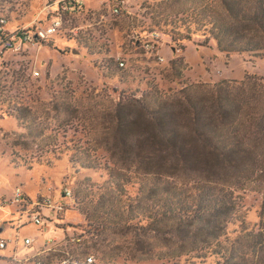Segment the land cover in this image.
I'll list each match as a JSON object with an SVG mask.
<instances>
[{"label":"trees","instance_id":"obj_1","mask_svg":"<svg viewBox=\"0 0 264 264\" xmlns=\"http://www.w3.org/2000/svg\"><path fill=\"white\" fill-rule=\"evenodd\" d=\"M56 1L34 28L83 10L82 0ZM5 3L1 0L0 7ZM16 3L8 2L7 7ZM156 4L158 24L166 27L171 40L202 38V45L213 40L222 54L264 56V0H160ZM1 19L7 28L11 20L2 8ZM84 47L89 50L88 45ZM7 53L0 55V65ZM177 65V60L171 62L173 81L182 76ZM124 98L129 110L116 107L103 137L92 133L95 146H105L109 163L102 165L96 148L76 145L75 151L70 149L75 152L71 162L87 170L103 167L108 175L101 185L79 186L76 195L86 225L78 240L87 248L99 249L92 243L94 237L109 231L130 233L132 250L149 252L154 239L160 240L175 248L168 259L179 264L181 259L186 264H264V82L248 76L235 88L221 82L212 87L188 86L173 95L152 89L141 99ZM9 106L14 113L6 112V116L15 118L29 133L32 109L16 100L9 101ZM132 106L139 109L138 119ZM142 122L146 128L140 126ZM139 127L142 133L131 136ZM38 138L53 141L48 154H62L55 151L56 136L40 131ZM198 160L211 161L213 175L181 179L179 171L191 175L187 167ZM219 171L233 172V179L213 178ZM250 189L263 196L257 223L252 225L241 211L242 194ZM72 201L75 206L74 194ZM62 218L59 215L58 221ZM106 248L101 253L110 262L123 258L122 247Z\"/></svg>","mask_w":264,"mask_h":264},{"label":"rangeland","instance_id":"obj_2","mask_svg":"<svg viewBox=\"0 0 264 264\" xmlns=\"http://www.w3.org/2000/svg\"><path fill=\"white\" fill-rule=\"evenodd\" d=\"M6 1L16 3L15 0ZM53 1L24 0L10 7L5 3L0 9L8 13L11 20L6 29L14 32L16 27H26L33 21L43 22L45 9L51 10L55 5ZM82 1V11L63 15L61 32L40 48L7 53L0 65V226L3 222L23 224L20 236L22 240L25 237L34 240L31 250L57 239L50 251L38 256L45 264H61L77 255L81 260L94 256L97 264H179L168 259L175 248L156 239L149 252L132 250L130 233L121 235L109 231L94 237L92 243H97L99 249L87 248L83 240H78L83 225H86L80 212V198L76 195L79 186L89 189L91 184L101 185L108 175L103 167L87 170L80 163L71 162L75 152L70 149L75 151L76 145L96 148L102 165H105L109 163L108 154L103 150L105 146H95L92 133L103 137V131L112 120L110 114L116 107L129 110L123 104L127 99L124 97L141 99L142 94L152 89L173 95L174 91L188 86L212 87L221 82L235 88L248 76L264 82V56L222 54L213 40L209 45H202V38L171 40L165 32L166 27L158 24L160 15L156 3L160 0ZM181 31L188 34L184 29ZM153 35L159 36L157 46L148 49L149 44H155ZM84 45H88L89 50ZM175 60L182 76L173 81L171 62ZM121 62L125 63L124 67L120 66ZM35 71L40 73L38 77L34 76ZM231 91L236 93L234 89ZM13 100L32 109L34 114L30 116L31 124L28 123L31 131H28L35 137L28 135L15 118L6 116V112L14 113L9 106V101ZM130 108L138 119L139 109ZM143 125L144 122L140 124ZM40 131L56 136L58 148L55 147V151H62L60 156L47 153L54 148L53 141L38 138ZM138 132L142 133V128L138 131L134 128L130 135H139ZM187 169L193 173L185 175L180 170L179 174L184 176L181 179L191 181L215 171L213 163L205 160L191 161ZM233 175L231 171H219V176L213 178L230 182ZM16 188L32 201L38 196L61 201L66 190H70L78 201L75 206L65 207L64 216L60 215L63 220L58 221L56 216L50 222L46 213L44 225L37 226L31 222L29 214H22L18 205L10 204ZM242 197V213L251 225L257 223L256 213L260 211L263 196L250 189L243 192ZM2 202L7 204L5 210ZM58 225L64 226L66 231ZM67 225L79 226V229H70ZM8 230L0 235L7 238L10 231L15 234L10 227ZM104 246L108 251L122 247L123 258L110 262L104 252L101 253ZM135 254L138 256H133ZM180 262L186 264L184 259Z\"/></svg>","mask_w":264,"mask_h":264},{"label":"built area","instance_id":"obj_3","mask_svg":"<svg viewBox=\"0 0 264 264\" xmlns=\"http://www.w3.org/2000/svg\"><path fill=\"white\" fill-rule=\"evenodd\" d=\"M55 3H59L57 0ZM82 4V2H80ZM48 8L45 9V11ZM115 12H118L116 10ZM36 21L30 23L26 27H22L19 29H15L14 32L9 35H5L6 29V21L4 19L0 20V55L3 53H20L25 48L30 47H39L41 43L47 42L51 37L58 34L63 27L62 18H55L52 20L51 24L44 27H33ZM152 39L155 41L154 45H150L147 47L148 49H152L154 46H157L156 40L159 39L158 35H153ZM121 67L125 66L124 62L120 63ZM40 73L37 71L34 72V76H39ZM72 192L70 190H66L63 195V201H54L47 196H39L35 201H29L26 198V195L20 188L15 189L14 198L11 200L10 204L18 205L19 209L22 210L23 214H29L31 222L35 223L38 226L44 225V219L46 213L49 214L47 216L48 220H52L53 217L51 215L59 216L65 213V207L68 205H72ZM8 242L6 240L0 241V249H5L7 247ZM25 247L29 249L33 244V240L25 239L24 241ZM44 252V251H43ZM41 255V254H40ZM32 256L26 258L23 262L19 259V257L14 254L12 257V261L15 264H45L42 260L38 259V256ZM95 258L94 256L86 257L81 260L80 258H72L65 259L61 264H94Z\"/></svg>","mask_w":264,"mask_h":264},{"label":"crops","instance_id":"obj_4","mask_svg":"<svg viewBox=\"0 0 264 264\" xmlns=\"http://www.w3.org/2000/svg\"><path fill=\"white\" fill-rule=\"evenodd\" d=\"M26 198L29 199L30 202L32 201L30 199V197H28V195H26ZM63 200L64 199L62 196L61 201H63ZM56 201H60V200H56ZM5 207H7V204H4L2 202V209L5 210ZM22 214H23V212H22ZM51 216L53 217V219L56 217V216L54 217L53 215H51ZM63 216H64V214H63ZM21 219H22V217H21ZM8 226L11 228V230H15V234L10 231L7 235V238L0 235V241L6 240L8 242L7 247L5 249H0V254H1L0 255V264H15L12 261V257L14 254H16L22 262L28 257H32V256L34 257L36 255L44 254V253L50 251L51 246L53 244H55V242L57 241V239L54 240V242H50V240H49L46 243L40 244L36 249L31 250V248L34 247L35 242L32 238L25 237V239L33 240V244L31 245V247L29 249H27L25 247V244H24L25 239L22 240L21 236H20V231H21V228L23 227V224H17V225L10 224L9 225L8 223L3 222L2 226H0V233H2V234L5 233L9 228ZM44 231H46V226H45ZM59 241H62V240H59ZM21 264H24V263H21Z\"/></svg>","mask_w":264,"mask_h":264}]
</instances>
